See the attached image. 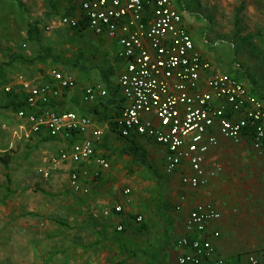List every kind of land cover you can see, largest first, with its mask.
<instances>
[{"label":"built area","instance_id":"built-area-1","mask_svg":"<svg viewBox=\"0 0 264 264\" xmlns=\"http://www.w3.org/2000/svg\"><path fill=\"white\" fill-rule=\"evenodd\" d=\"M79 9L78 16L64 17L61 24L87 28L116 41L118 57L125 62L119 77L125 107L115 128L122 138H145L163 146L165 171L173 174L188 166L191 174L184 173L181 181L191 188L205 187L223 173L221 164L205 167L206 155L219 146V137L234 144L248 140L252 152L264 157V100L236 77L222 73L209 76V91L199 90L203 76L213 70V65L196 50L173 0H81ZM50 76L51 81L42 84L24 76L16 79L18 92L26 96V109L14 115L20 124L13 135L17 141L26 142L42 129L51 137H71L74 133L75 141L52 156L50 165H69L70 188L86 194L88 166L93 163L99 168L94 179L111 168L110 162L97 154L104 131L94 128L88 116L42 109L52 94L77 86L76 79L62 71L52 70ZM14 88L10 85L4 90L11 93ZM106 94L101 86L90 87L85 90L84 101L91 103ZM40 173L50 177L48 169ZM123 195L121 204L104 212L106 217L122 214L132 204L131 190H124ZM220 218L211 205H197L191 210L185 222L187 235L178 241L183 250L178 264L264 263V249L238 261L217 255L205 234L208 225ZM137 221L142 223V216ZM123 229V225L118 226V231Z\"/></svg>","mask_w":264,"mask_h":264},{"label":"rangeland","instance_id":"rangeland-1","mask_svg":"<svg viewBox=\"0 0 264 264\" xmlns=\"http://www.w3.org/2000/svg\"><path fill=\"white\" fill-rule=\"evenodd\" d=\"M19 2L0 0V65L7 66L0 73V84L10 86L17 74L38 76L52 67L68 68L75 74L80 69L73 63L80 55L93 74L105 66L90 38L75 37L61 27L44 31L49 15L58 19L54 2L36 0L32 5L27 1L25 8ZM175 2L184 16L198 20L195 41L210 52L217 73L243 77L254 95L264 100V10L258 17L256 8L249 15L243 0H224L223 4L215 0L205 11L214 19L209 26L204 23V0ZM8 13L15 21L6 19ZM27 19L39 24L43 45L51 57L44 62L36 59L46 53L25 39ZM240 34L246 37L241 39ZM17 55L36 63L16 61L13 56ZM5 60L12 64L1 63ZM251 81L256 85L251 86ZM0 97L3 105L5 97ZM0 113V158L8 163L5 166L0 161V264H162L157 251L164 241L161 216L164 214L165 220L171 208L165 187L171 175L163 167L159 170L153 164V171L140 168L114 176L102 186V177L95 180L91 172L86 181L89 192L78 195L69 186V169L50 173L49 178L40 173L48 168L44 162H50L48 155L39 157L43 146L14 141L17 119L4 110ZM108 113L112 118L116 111L111 108ZM97 154L100 156L98 150ZM241 164L242 169L238 166L234 170L246 172L242 179L251 180L249 162ZM234 165L232 159L226 160L230 171ZM128 178L135 180V186L125 181ZM128 188L134 194L133 205L122 214L106 217L104 212L121 204ZM139 216L142 223L137 221ZM119 225L124 226L121 232Z\"/></svg>","mask_w":264,"mask_h":264},{"label":"crops","instance_id":"crops-1","mask_svg":"<svg viewBox=\"0 0 264 264\" xmlns=\"http://www.w3.org/2000/svg\"><path fill=\"white\" fill-rule=\"evenodd\" d=\"M27 1H30V4L33 5L36 0H24L26 3ZM50 1L54 2V11H56V14H59V16L58 19L55 20L56 15H49L47 18H49L48 23L50 25H45L44 31L49 33L52 31L51 29L54 30L55 28L61 27L63 29L71 30L73 32L72 35L75 37L84 35V37L88 39L90 38L94 43V47H96V50L98 51L97 53H99L100 60L105 64V66H99L100 68L98 69L97 74H93L90 72V69L82 63L83 56L80 55L73 63L77 69H80L77 70L75 74L73 73V70L63 67H52L48 70L46 67L45 70L48 72H42V74H39L38 76H30L20 73L15 77L13 76L14 82L10 84L15 86L13 91L15 93H19L16 82V79L19 76H24L27 80L36 81L40 84L51 81L50 73L52 70H59L74 77L77 81L76 88L74 90H59L58 93L56 92L52 94L51 101L54 104H57L58 107L60 106L62 110L88 116L94 128H99L104 131L102 142L98 147V153L110 162L111 168L107 171L100 172V176L98 178L100 179L102 177L103 179L101 181V186L106 184V181L110 178H114V176H124L128 173L132 174L131 171H136L140 168L149 171L146 166L138 163L133 156L123 154V151L128 146V139L122 138L119 134L117 135V132L115 131L116 120H118L121 116L125 107V100L119 87V77L124 72L126 66L125 62L120 60L118 57L119 46L117 45V42L106 36H97L87 28L82 27L80 29H74L61 24L62 18L79 15L81 0ZM173 1L176 8L184 17L185 25L194 40L196 50L213 65V70L203 76L199 87V90L207 92L209 91L207 79L209 76L217 73V70L210 57V52L207 51L205 47L204 49L201 48L195 41L194 34L199 29L200 24L198 20H192L193 18H187L184 16L181 8L176 4L175 0ZM216 1L221 4L224 3V0ZM24 2L20 0L19 3L23 4L22 7L25 8L26 6ZM214 2L215 0H204V23L209 26H213L212 22H214V19L209 18V14L205 13V11ZM243 2L246 3V6L250 11L249 15L252 13L253 8H256V16H262L261 12L264 10L263 0H243ZM249 3H252V5H249ZM13 18L14 17L10 13L6 16V19L15 21ZM29 23L33 22H31L30 19H27L25 24L27 31ZM37 26L38 29H40L39 24H37ZM41 29H43V27H41ZM87 34H89V36ZM241 34V39L246 37L243 36L246 35L245 33L242 36ZM24 36L25 39H27V32L24 33ZM204 41L207 43L206 40ZM1 63H7L9 65L12 64L11 61L7 62L6 60ZM0 66L3 68L7 67L6 65ZM111 78H115L116 82L111 81ZM236 78H239L238 80L247 86L246 81L242 80L243 77ZM252 85H256L254 81H251V86ZM6 86H9L8 83H6ZM94 86H101L107 94L105 97L98 98L94 102L86 103L84 101L85 90ZM249 90L252 94H254L251 89ZM111 108L116 111V114H113L112 116L113 120H109L112 119L108 113ZM4 111H6V114L14 116L11 111ZM16 121L18 126L20 122L18 119ZM118 136L120 139H118ZM137 139L139 145L146 152L148 165L152 166V169L154 167L153 164L157 165L159 170L162 167L164 169V156L166 149L163 146L157 145L145 138ZM219 140V146L211 148L207 153L205 167L207 169H211L218 163L224 167V171L222 174L212 179L207 186L191 188L182 184V175L184 173L191 174L188 166H184L183 169L170 174L171 176L167 179L165 187H167L170 194L168 199L171 203V208L167 212L168 216L165 220L163 217L164 214L161 216V219L163 220L162 223L165 226L162 237L164 241L163 244L161 243V245L158 246L159 248L157 250L158 262L162 264H175L173 262H177L178 257L183 253V250L178 245V241L187 235L185 222L191 210H193L197 205H211L221 215V218L218 221L211 222L208 225L205 234V237L212 241L219 257L228 261H238L244 259L245 256L249 254L258 253L260 250L264 249V157H257L252 152L251 144L248 140L243 141L241 144H234L230 140L223 137H219ZM14 141L17 140L14 139ZM26 142L34 143L36 146H43L40 151V158H44V155H48V157L51 158L72 143L71 139L66 136H60V138L52 139L44 129H42L40 134L36 137L34 136L31 140ZM19 143L22 142L19 141ZM229 159H232V162L235 164L233 169L231 168V171L226 167V160ZM247 161L249 162V168L251 169L253 175L251 180H247L246 178L242 179V176L247 174L246 172L242 170L239 172L234 170L238 166L242 169L241 163H246ZM44 165H48L47 169L50 170L51 176L53 172L60 170L66 171L70 168L69 165L52 167L49 160L48 164L47 162H44ZM88 168L90 170V174L91 172L94 174L99 171L98 166L93 163L90 164ZM44 169L47 170L46 168ZM128 179H125V181H130L135 186V180L131 178ZM86 181H84V183L87 186ZM250 182L251 184H249ZM243 188L248 190L249 193L242 192ZM128 189L131 190L132 204L130 206H132L134 202V194L132 192V188ZM78 195L81 194L78 193ZM122 201H124L123 194ZM166 209H168V207H166ZM215 233H218L219 236L215 237ZM192 237L199 236L193 235Z\"/></svg>","mask_w":264,"mask_h":264},{"label":"trees","instance_id":"trees-1","mask_svg":"<svg viewBox=\"0 0 264 264\" xmlns=\"http://www.w3.org/2000/svg\"><path fill=\"white\" fill-rule=\"evenodd\" d=\"M20 5L23 6V4H20ZM27 40L32 42V43H36L40 47L41 52L42 53H46V56L39 55L37 57V59H36L37 61L44 62L47 59L51 58L50 55L48 54L49 53L48 50L42 45V41H41V38H40V31L38 29L37 24H34V23H29L28 24ZM13 57H14V60L20 61L22 63H28V64L36 63L35 62L36 60H25L24 58H22L21 56H18V55L17 56H13ZM2 70H3V67L0 66V73L2 72ZM0 85H1L0 86L1 87L0 88V96H4L5 97L4 104L0 105V109L11 111L14 115L19 113L21 110H25L26 109V96L23 93H21V92L20 93H15L14 91H12L11 93H6L5 90H4V88H5L4 86H6L5 82L3 84L1 83ZM0 99H1V97H0ZM0 102H2V100ZM46 108L53 109V110H55L57 112H60V113L61 112H70V111H67V110H62L60 108V106L58 107L57 104H54L51 100H50V102L48 104L42 105V109H46ZM38 112L41 113L43 111L40 110ZM84 116H86V115H84ZM71 135L72 136L68 137V138H70L71 142H73V141H75V139H73V138H75V135H74V133L71 134ZM51 138L52 139H57V138H60V136L51 137ZM127 141H128L127 142L128 146L123 151V154H128V155L133 156L138 163L146 166V168L149 169V171H153L152 166L148 165V163H147L146 152L139 145L138 139L136 137L128 138ZM3 159L4 158H0V161L2 163H4L5 166H7L8 163L5 162Z\"/></svg>","mask_w":264,"mask_h":264}]
</instances>
